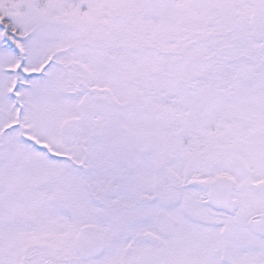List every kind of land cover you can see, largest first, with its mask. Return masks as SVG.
Masks as SVG:
<instances>
[{
  "label": "snow or ice",
  "instance_id": "6c2138e0",
  "mask_svg": "<svg viewBox=\"0 0 264 264\" xmlns=\"http://www.w3.org/2000/svg\"><path fill=\"white\" fill-rule=\"evenodd\" d=\"M0 264H264V0H0Z\"/></svg>",
  "mask_w": 264,
  "mask_h": 264
}]
</instances>
